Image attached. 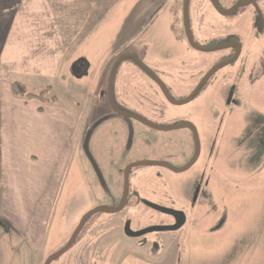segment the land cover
I'll return each instance as SVG.
<instances>
[{
    "label": "rangeland",
    "instance_id": "1",
    "mask_svg": "<svg viewBox=\"0 0 264 264\" xmlns=\"http://www.w3.org/2000/svg\"><path fill=\"white\" fill-rule=\"evenodd\" d=\"M160 1L164 0H0V121L2 115L8 117L4 110L14 103L12 84L18 82L31 93L48 91L46 101H29L47 103L55 97L78 111L82 119L87 118L81 131L90 124V152L100 171L103 166L112 168L109 182L121 180L107 161L112 153L117 166L143 159L176 169L186 167L196 151L191 130L157 131L113 110L103 122L100 116L103 110L108 113L112 109L105 96L109 71L114 59L131 48L130 44L148 67L170 75L163 81L167 88L174 89L170 93L178 102L191 95L206 73L231 56L230 49H193L183 23L172 32L181 39L179 44L171 32H165V36L164 28L174 21L169 10L172 1L165 5L164 14L159 11L154 16ZM258 5L261 9L255 12L264 20V0ZM152 14L154 18L149 21ZM253 16L251 10V21L241 20L237 25V20L230 17L227 24L209 0H191L189 21L196 44L208 47L227 34L238 37L244 47L239 60L213 75L188 104H171L131 60L125 59L115 74L116 104L156 125L190 123L198 130L200 157L189 170L175 173L164 167L139 166L130 178V190L136 191L133 194L139 193L157 206L184 212L186 224L176 232L149 234L148 243L141 246L116 228L119 223L123 226L126 209L121 215L95 214L88 229L93 231L90 245L80 240L52 264H226L234 259L244 264H264V109L258 105L262 103L258 94H264V72L259 61L249 69L256 43L252 34L256 33L254 29L259 30ZM147 21L157 26L135 40L134 30ZM223 21L230 29L221 27ZM59 34L69 41L64 44V53L63 48L51 46V42L60 40ZM262 45L263 41L259 42L258 46ZM244 68L248 70L237 76L236 72ZM178 80L181 82L175 86ZM73 159L55 208V214L63 215L60 229L66 228V232L54 241L49 230L46 247L31 254L0 219V264H45L66 246L87 213L111 207L113 201L103 193L101 179L88 158L83 156V171L79 160ZM141 173L143 177L138 180ZM128 219L134 231L174 222L173 217L141 204ZM99 223H105L106 229L95 234ZM96 236H101V241Z\"/></svg>",
    "mask_w": 264,
    "mask_h": 264
},
{
    "label": "crops",
    "instance_id": "2",
    "mask_svg": "<svg viewBox=\"0 0 264 264\" xmlns=\"http://www.w3.org/2000/svg\"><path fill=\"white\" fill-rule=\"evenodd\" d=\"M58 37L60 40L51 46L63 48L64 53V44L69 41L64 35ZM258 98L264 109V94ZM11 99L14 103L4 110L8 117L2 115L0 121V219L34 254L46 247L49 230L54 241L66 232V228L60 229L63 215L55 214V208L72 171L73 158L82 169L90 124L81 131L87 118L82 119L78 111L58 100L41 103L15 95ZM105 113L103 110L100 116ZM226 264L244 263L234 259Z\"/></svg>",
    "mask_w": 264,
    "mask_h": 264
},
{
    "label": "flooded vegetation",
    "instance_id": "3",
    "mask_svg": "<svg viewBox=\"0 0 264 264\" xmlns=\"http://www.w3.org/2000/svg\"><path fill=\"white\" fill-rule=\"evenodd\" d=\"M169 1H172V4H171V8L169 7V10H171V13H172V15H173V23L169 26V28H167V29H165L164 28V30H163V34H165V36H166V33L165 32H173L174 30H177L176 29V26H178L179 25V23L180 24H184L185 25V19H184V8H185V1L186 0H181V1H179V0H164V1H160V2H162V4H161V6L160 7H158L157 8V10L154 12V16H155V14H157L159 11H162L163 12V14H164V12L166 11V9H167V7L168 6H165V5H167V4H169ZM210 2H211V0H209ZM190 2H191V0L189 1V5H190ZM214 2L218 5V7L222 10V11H224V12H228V11H231V10H234L233 12V14L231 15V16H225L224 14H222L220 11H218L214 6V8H215V10L222 16V17H225V20H226V22H227V24H228V19L227 18H230V17H233L232 18V20H237V25L241 22V20H243V21H246V20H248V21H251V19H252V17H250V12H251V10H253V12H254V16H253V22H254V24L257 26V28H259V30L258 31H256L255 29H254V31L256 32V33H254V35L252 34V37H254V41L256 42V43H253L254 44V46H253V48H254V50L252 51V52H254L253 53V55H252V57H254L253 58V62H250V67H249V69H252V68H255L256 66H257V61H259V63H258V65L261 67V69H263L262 70V72H264V20L263 19H258V15L256 14V12L258 11V10H260L261 9V7L258 5L260 2H261V0H257L256 1V4L255 5H250V6H248V7H242V5L243 4H245L246 2H247V0H214ZM159 3V2H158ZM211 4H212V2H211ZM189 5H188V17H189ZM213 5V4H212ZM178 6V10H177V7ZM240 6V7H239ZM235 8H237V9H235ZM168 11V10H167ZM256 11V12H255ZM154 16H153V14H152V16L150 17V19H149V21L152 19V18H154ZM182 17H183V19H182ZM183 20V21H182ZM149 21H147L146 23H142L141 24V26L139 27V28H136L135 30H134V37H135V40H136V38L140 35V37L141 36H145L149 31H151L152 30V27H155V26H157V24H155V23H150ZM189 23H190V21H189ZM224 26H221V27H226L227 29H230L229 27L230 26H226L227 24H225V22L223 21V22H221ZM213 27V26H212ZM190 29H191V27H190ZM185 31H186V28H185ZM263 32L262 34H260L259 32ZM145 32H146V34H145ZM173 34V39H174V41H177V43L179 44L180 43V38H177V36L174 34V33H172ZM191 35H192V33H191ZM186 37H187V35H186ZM188 40V39H187ZM155 41H160V40H158V39H156ZM261 41H263V45L261 46V47H259L258 46V44H259V42H261ZM189 42V41H188ZM195 42V41H194ZM152 43H153V41H152ZM155 43V42H154ZM172 43V42H171ZM190 44V43H189ZM196 44V43H195ZM134 45V44H133ZM133 45L132 44H130V45H128V47H131V48H127V49H125V50H123V51H121L120 53H119V55H118V57H116L115 59H114V62H113V65L115 64V62L120 58V57H123V56H135L138 60H140V61H142L143 63L145 62V59H143V56H138V55H140V54H137L136 53V48L135 47H133ZM198 45V44H197ZM191 46V45H190ZM200 46V45H199ZM221 46H229V48L228 49H225V50H231V52H232V54H231V56L229 57V58H227V60L226 61H230L231 59H233L234 58V56H235V54H236V50H237V48H236V46L237 47H239L240 48V50H241V52H240V56H239V58L241 57V54H242V50H243V44L240 42V40H239V38L238 37H236V36H228L227 34L221 39V40H214V41H212L211 43H210V45L208 46V47H205V48H216V47H221ZM192 47V46H191ZM193 48V47H192ZM252 48V49H253ZM193 49H195V48H193ZM196 50V49H195ZM225 50H220V51H225ZM199 51V50H198ZM214 52V51H213ZM256 52H258L259 53V55H257L256 56ZM239 58L235 61V63L239 60ZM257 58V59H256ZM255 59H256V61H255ZM127 60V59H126ZM128 60H131V61H133L134 63H135V65L136 66H138L147 76H148V78L161 90V92H162V94L164 95V92H163V90H162V88H161V86L160 85H158V83L155 81V79L148 73V72H145L142 68H141V66H139V64H138V62L137 61H135V60H133V59H129L128 58ZM144 60V61H143ZM174 60H176V57H173V61ZM124 61V60H123ZM122 61V62H123ZM226 61H224V62H222L221 64H223V63H225ZM255 61V62H254ZM121 62V63H122ZM121 63L119 64V66L121 65ZM235 63H233L232 65H234ZM246 63H247V61H246ZM145 64V63H144ZM113 65H112V67H113ZM147 67H148V65L147 64H145ZM220 65V64H219ZM119 66H118V68H119ZM218 66V65H217ZM112 67H111V69H112ZM153 73H154V75L160 80V82L162 83V85L167 89V91H168V93H169V95L172 97V95H171V91H173L174 89L172 88V87H169V88H167L166 87V85L164 84V81H165V78H167V77H170V75H168L167 73H163V72H158L156 69H154V68H152V67H148ZM111 69H110V71H109V74H108V78L110 77V74H111ZM214 69V68H213ZM212 69V70H213ZM248 70V68H244L243 69V71H239V72H236L237 73V76L239 75V74H241V75H243L246 71ZM117 72V71H116ZM217 72H219V71H217ZM216 72V73H217ZM209 73V72H208ZM208 73H206L203 77H202V79H200V81L197 83V85H196V87H195V89H194V91L196 90V88H198L199 87V85L201 84V82L203 81V79L205 78V76L208 74ZM216 73H214V75L216 74ZM248 77V76H247ZM211 78V77H210ZM210 78L206 81V83L203 85V87L201 88V90L199 91V93L204 89V87L207 85V83L209 82V80H210ZM252 78V77H251ZM253 79V78H252ZM164 80V81H163ZM180 80H178V81H176V83H175V86L177 85H179L180 84ZM108 84H109V81H108ZM114 87V86H113ZM242 87H244V89L246 88V86H245V83H244V85L242 86ZM247 87H249V85L247 86ZM104 91V93H105V89L103 90ZM193 91V92H194ZM192 92V93H193ZM191 93V94H192ZM199 93H198V95H199ZM197 95V96H198ZM105 96H107V98H108V85H107V92H106V94H105ZM190 96V95H189ZM188 96V97H189ZM196 96V97H197ZM164 97H165V95H164ZM187 97V98H188ZM195 97V98H196ZM166 98V97H165ZM186 98V99H187ZM247 98H250V95L248 96L247 95ZM167 99V98H166ZM112 100H113V104L115 105V107H116V109L119 111V112H115L114 110H113V108L111 109V112H106L103 116H102V122L105 120V119H107L108 117H107V115L109 114V115H111L112 114V112L114 111V114H116V115H119V116H121V117H123V118H125V119H131V120H136V121H138V122H141V123H143L144 125H146V126H148V127H150V128H152V129H155V130H157V131H160L159 129H157V128H154V127H151V126H149L148 124H146V123H144V122H142V121H140V120H138V119H135V117L137 116V117H140V118H142V119H144V120H146L147 122H149V123H152V122H150L149 120H147V119H145V118H143V117H141V116H139V115H134V114H132V113H130V112H128V110L124 107V106H120V105H118V104H116V102L114 101V99H113V89H112ZM174 100V99H173ZM248 100V99H247ZM178 102V101H177ZM181 102V101H180ZM110 103V102H109ZM171 103V102H170ZM229 103H232V101L231 102H229ZM172 104V103H171ZM174 105H176V104H174ZM113 110V111H112ZM124 114H126V115H129L130 117H128V116H126V115H124ZM98 123V122H97ZM152 124H154V123H152ZM183 124H187V123H183ZM155 126H157V127H162V128H168V127H174V126H178V125H182V124H180V123H176L175 125H172V126H160V125H156V124H154ZM179 130V129H178ZM189 130H191V129H189ZM172 131H175V130H172ZM192 131V130H191ZM198 131V130H197ZM193 132V131H192ZM194 135V134H193ZM118 142H119V140H118ZM113 154V153H112ZM111 154V160L110 159H107V161H108V163H109V165L110 166H113L114 165V169H115V171H116V173L120 176V181H118V182H109L108 180H109V178H111L112 176H113V174H112V168H109V169H107V168H105L104 166H103V170L102 171H100L101 172V174H103V177L101 178V180H100V182H99V185H100V187L102 188V190H103V193L105 192L108 196H110V198H111V200L113 201V204H111V207H104V208H102V209H109V210H116V209H119L122 205H124V208H123V210L121 211V212H119V213H117V214H105V215H107V216H110V215H121L124 211H125V209H126V218H125V222L123 223V226L121 227V225H120V223L118 224V227H117V225H116V228H117V230H120L121 232L123 231V233L125 234V236H127L126 235V226H129L130 228H131V230L132 231H134L133 229H132V225H131V223L129 222V220L130 219H128L127 220V218H128V215H129V213L131 212V211H134V210H136L137 208H138V206L141 204V205H144V206H147L146 205V202H151L150 201V199L149 198H146V197H141L140 195H139V193H137V194H133V193H135V192H131V190H130V178H131V176H132V173H133V169L134 168H136V167H133V168H130L129 169V171H128V185H127V189H126V175H125V171L127 170V168H129L130 166H132L133 164H136V163H139V162H142L143 161V159H141V160H136V161H132V162H123L121 165H119V166H117L116 165V163H115V158H116V155H112ZM145 161V160H144ZM115 163V164H114ZM163 163V162H162ZM92 166V165H91ZM170 166V165H169ZM92 168H93V166H92ZM94 169V168H93ZM95 171V170H94ZM103 172V173H102ZM95 174H96V172H95ZM96 176L97 177H99L97 174H96ZM141 177H143V175H142V173L137 177V179L139 180ZM136 197H138V199L136 198ZM129 206H131L130 208H128ZM147 207H149V206H147ZM150 208V207H149ZM129 209V210H128ZM152 209V208H151ZM182 212V211H181ZM100 214H103V213H100ZM91 218L92 217H90L87 221H86V223H85V225H84V227H83V229H82V231L83 230H85V232H84V235H83V237H81V238H79L80 237V235H81V232H80V234H79V236L77 237V239H76V241L74 242V244H73V246L74 245H76V243H78L80 240H81V242H83L85 245H90V242H89V237H90V233L91 232H93V231H91V232H88V229H89V227H90V225H91ZM81 222V221H80ZM129 223V224H128ZM80 224V223H79ZM87 224H88V226H87ZM175 224V220H174V222L171 224V225H169V226H173ZM96 224L94 223V226H95ZM79 226V225H78ZM77 226V227H78ZM87 226V227H86ZM106 225H105V223H99L98 224V228L94 231V233L96 234V232H99L100 231V229H106V227H105ZM99 230V231H98ZM144 230V229H143ZM139 231H141V230H139ZM75 232V231H74ZM74 232H73V234H74ZM134 232H138V231H134ZM118 233H119V231H118ZM73 234H72V236H73ZM152 234V233H151ZM148 235L149 234H147V235H144V236H142V237H139V238H131V237H128V238H131V239H136L137 241H138V243L141 245V246H144V245H146L147 243H148ZM72 236L70 237V239L72 238ZM100 237L101 236H96V238L98 239V240H100L101 241V239H100ZM69 239V240H70ZM69 242V241H68ZM102 251V250H101Z\"/></svg>",
    "mask_w": 264,
    "mask_h": 264
},
{
    "label": "water",
    "instance_id": "4",
    "mask_svg": "<svg viewBox=\"0 0 264 264\" xmlns=\"http://www.w3.org/2000/svg\"><path fill=\"white\" fill-rule=\"evenodd\" d=\"M189 1L190 0H186L185 1V8H184V19H185V28H186V35H187V39L190 43V45L195 48L196 50H199V51H202V52H213V51H220V50H225V49H228L229 46H221V47H216V48H205V47H201L197 44H195L194 40H193V37L191 35V29H190V23H189V17H188V5H189ZM256 1L257 0H247V2L245 4L242 5V7H248L250 5H255L256 4ZM213 6L218 10L220 11L222 14H224L225 16H231L234 12V10H231V11H228V12H224L222 11L218 5L214 2V0H211ZM240 7V6H239ZM237 9V8H235ZM237 50H236V54L234 56L233 59H231L230 61H226L225 63L223 64H220L218 66H216L213 70H211L206 76L205 78L203 79V81L201 82V84L199 85L198 88H196V90L185 100L181 101V102H177L175 100H173V98L169 95L167 89L162 85V83L160 82V80L154 75V73L140 60H138L135 56H123V57H120L116 62L115 64L113 65L112 69H111V74H110V77H109V84H108V100L110 102V105L111 107L113 108V110L115 112H119L115 105L113 104V100H112V89H113V86H114V79H115V74H116V71L118 69V66L119 64L125 60V59H133L135 61L138 62L139 66H141V68L145 71V72H148L154 79L155 81L158 83V85L161 86L163 92H164V95L165 97L167 98V100L169 102H171L172 104H176V105H185V104H188L190 103L191 101L194 100V98L198 95L199 91L201 90V88L203 87V85L206 83V81L212 77L214 75V73H216L217 71L229 66V65H232L233 63H235V61L239 58L240 56V48L237 47ZM126 115V114H124ZM128 117H130L129 115H126ZM135 119H138L146 124H148L149 126L151 127H154V128H157L159 129L160 131H172V130H178V129H191L193 131V134H194V138H195V144H196V151H195V156H194V159L184 168H181V169H176L172 166H169L168 164L166 163H162V162H158V161H142V162H139V163H136V164H133L132 166H130L129 168H127V170L125 171V175H126V189H127V185H128V171L130 168H133V167H139V166H155V167H164V168H168L169 170L175 172V173H183L187 170H189L199 159L200 157V152H201V146H200V139H199V136H198V132H197V128L190 124V123H187V124H182V125H178V126H174V127H168V128H162V127H157L155 126L154 124L152 123H149L147 122L146 120L140 118V117H135ZM101 122H98V124H100ZM97 125L93 126L94 128L97 127ZM92 134H93V130H89L86 137H85V141H84V153L86 155V157L88 158V160L91 162V165L93 166L96 174L100 177V179L102 178V175H101V172H100V169L98 168V165L96 164V162L94 161L93 159V156L90 152V148H89V144H90V140H91V137H92ZM146 205L149 206L150 208H152L153 210L161 213V214H164V215H167V216H171L174 218L175 220V224L173 226H163V227H151V228H146L144 230H141V231H138V232H134L131 230V228L129 226H126V235L128 237H131V238H139V237H142L144 235H147V234H151V233H154V232H176L178 230H180L185 224H186V221H187V217L186 215L184 214V212H181V211H175V210H170V209H166V208H163V207H160V206H157L151 202H146ZM124 208V205H122L119 209H116V210H109V209H102V208H99V209H95V210H92L90 211L89 213H87L82 219H81V222L79 224V226L76 228L72 238L69 240V242L66 244V246L60 250L57 254H55L53 257L49 258L45 264H52L54 261L58 260L59 258H61L66 252H68L71 247L73 246L74 242L76 241L77 237L79 236L80 232L82 231L86 221L93 215L95 214H100V213H103V214H117L119 212H121Z\"/></svg>",
    "mask_w": 264,
    "mask_h": 264
},
{
    "label": "trees",
    "instance_id": "5",
    "mask_svg": "<svg viewBox=\"0 0 264 264\" xmlns=\"http://www.w3.org/2000/svg\"><path fill=\"white\" fill-rule=\"evenodd\" d=\"M12 91H13V94L17 97L25 98L28 100L37 99L40 101L42 100V102L46 101L44 97H45V94L48 92L46 90V91L41 92L40 94L31 93L28 91L27 86H25L24 84L18 83V82H15L12 84ZM56 102H57V99L55 97H52L47 100V103H56Z\"/></svg>",
    "mask_w": 264,
    "mask_h": 264
}]
</instances>
